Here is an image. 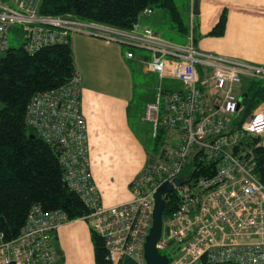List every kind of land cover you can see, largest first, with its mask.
<instances>
[{"label":"built area","instance_id":"obj_1","mask_svg":"<svg viewBox=\"0 0 264 264\" xmlns=\"http://www.w3.org/2000/svg\"><path fill=\"white\" fill-rule=\"evenodd\" d=\"M14 1L15 6L0 1V52L12 48V31L23 37V48L31 56L85 34L147 51V71L183 85L180 90L158 88L154 100L146 104L143 120L151 124L152 137L169 134L172 146L163 153L161 145L158 161L145 166L130 183L131 199L113 206L102 204L91 173L81 74L76 70L68 84L37 93L27 107L28 126L57 150L63 182L89 211L82 219L102 238L110 264H122L125 258L146 264L144 243L153 221V196L164 183L173 186L161 196L164 208L173 209L162 217L155 247L167 264H264V180L253 152H244L241 144L242 136H250L262 139L255 147L264 148V106L239 127L233 120L241 110L242 80L264 82V65L196 48L193 16L187 43L174 45L150 28L139 31L137 24L125 31L44 16L39 12L42 0ZM132 57V52L126 53V58ZM197 66L208 69L209 76L200 80ZM206 83L214 90L213 102L204 100L200 87ZM178 178L183 181L175 185ZM68 221L65 211L34 204L16 239L7 241L0 233V264H62L54 239Z\"/></svg>","mask_w":264,"mask_h":264},{"label":"crops","instance_id":"obj_2","mask_svg":"<svg viewBox=\"0 0 264 264\" xmlns=\"http://www.w3.org/2000/svg\"><path fill=\"white\" fill-rule=\"evenodd\" d=\"M193 1H188L189 24L186 25L189 28L190 17L193 16L192 34L196 48L264 65V0H200L198 15H193ZM219 6L223 8L221 11ZM208 7L214 8L217 13L220 12L217 17L215 13L210 15L211 18L207 16ZM223 13L226 14L223 34L210 36L209 33ZM143 15L137 23L139 31L150 28L158 34L153 27L162 21L169 31L182 35L173 25H169L162 12L152 10L151 14ZM194 16L200 17L197 22H193ZM188 35H182L186 42ZM158 36L162 39L160 34ZM176 38L173 40H177ZM71 45L76 70L82 76L81 102L87 120L91 173L101 194L102 204L118 205L131 199L130 183L145 166L150 165L152 156L147 147L148 131L145 135L143 126V123H150L143 120V113L146 104L154 98L151 97L141 107L137 100L141 96L136 95L134 90L136 84L133 72L137 69L143 76L154 75L159 80L156 91L158 88L180 89L163 86L162 82L170 79L161 80L155 73L147 71L144 65L145 60L149 58L147 51L133 53V57L129 59L134 61L133 67L125 62L128 61L127 52L114 42L108 43L97 37L76 34L71 40ZM118 65L124 67L126 74L123 79L116 80L112 77V71H115ZM209 85L210 83H206L200 87L207 103L212 100L211 95L214 93ZM156 148L155 143L154 152ZM92 235L91 227L84 219L70 220L62 224L54 239V245L61 253L59 255L62 264L63 261L64 264H96Z\"/></svg>","mask_w":264,"mask_h":264},{"label":"trees","instance_id":"obj_3","mask_svg":"<svg viewBox=\"0 0 264 264\" xmlns=\"http://www.w3.org/2000/svg\"><path fill=\"white\" fill-rule=\"evenodd\" d=\"M146 9L164 10L178 33L189 34L174 0H42L39 12L129 31ZM225 23L223 13L209 35L221 36ZM197 70L200 80L209 74L204 67L197 66ZM75 71L71 43L44 48L33 56L23 47L11 48L0 59V233L7 241L20 235L34 204L45 210L61 209L70 220L89 214L80 197L63 182L57 150L26 122L33 96L68 84ZM239 92L242 99L237 127L264 103V82L244 79ZM253 156L256 170L264 175V148L253 149ZM172 209L166 205L163 217ZM92 241L96 264H110L102 238L93 232Z\"/></svg>","mask_w":264,"mask_h":264},{"label":"rangeland","instance_id":"obj_4","mask_svg":"<svg viewBox=\"0 0 264 264\" xmlns=\"http://www.w3.org/2000/svg\"><path fill=\"white\" fill-rule=\"evenodd\" d=\"M0 1H4L5 4L9 5V6H15V1L14 0H0ZM175 1V4L177 6V9L178 11L180 12V15L182 17V20L184 21L185 24H189V17H188V6H189V0H174ZM199 1L198 0V6H199ZM220 8V11L223 9L221 6H219ZM207 16H210L211 14H216V17L217 15L220 13V12H216L214 8L212 7H208L207 8ZM154 12H162L165 17H166V20L167 22L169 23L170 26H172V22L170 20V18L167 16L166 12L162 9H154L153 10ZM143 13L140 15L139 19L141 17H143ZM212 16V15H211ZM210 16V18H211ZM200 18V17H199ZM197 16H194V19H193V22H197V20L199 19ZM207 18V17H206ZM161 24H156L154 28V30L156 32H158V34H160V36L162 37L163 40L167 41V42H170V43H187L186 42V38L182 35H178L177 33H173L171 31H169L168 27L165 25V22L162 23V21L160 22ZM213 30V29H212ZM177 37V38H176ZM174 38H176L177 40H173ZM103 40V39H102ZM10 42H11V47L12 48H16V49H19V48H22L23 45H24V39L23 37L19 36L17 33L15 32H11L10 33ZM113 43V42H112ZM120 49H123L125 52H132V53H135V54H140L142 51L139 50V49H136L134 47H130V46H127V45H121V44H117L115 43ZM200 50V49H199ZM6 55V52H0V59L5 57ZM128 59V58H126ZM126 64H130L134 67V61L133 60H129L128 61H125ZM112 77H114L116 80H119V79H123V77H125V69L123 66L121 65H118L117 68L115 69V71H112ZM134 76V82H135V93L136 95H140V99L138 98L137 100H139V103L142 107V105H145V103L147 101H149L152 97V99L155 97V93H156V88L158 87L159 85V80L154 76H143L139 70H135L132 74ZM209 76V74L206 75V77ZM141 85V86H140ZM162 85L163 86H168L170 87L171 89H181L183 88V85L178 82V81H172V80H164L162 82ZM209 87L211 88V86L209 85ZM146 88V89H144ZM213 92H211L212 94ZM214 95V93H213ZM211 95V96H213ZM212 102L214 101V98H212L211 100ZM210 101V102H211ZM136 103V102H135ZM260 106H264V103L259 105ZM3 105L2 103H0V109H2ZM258 108V107H257ZM256 108V109H257ZM255 109V110H256ZM240 119V112L238 114H236L234 116V123L236 124V122H238ZM244 122V121H243ZM145 126V130H144V133L146 135L147 131H148V137L146 136V139L149 141V144H147V147L149 148L150 150V153L152 154L151 158H150V165H153L155 164L157 161H158V157H160L163 153H164V149H167V148H170L172 146V144L170 143V136L169 134H160L161 136V139L160 141H155L156 139L152 138V128H151V125L150 124H147V123H143ZM242 124V123H241ZM146 131V132H145ZM154 140V141H153ZM175 140H173V143H175ZM245 142L248 143V146L245 145ZM148 143V142H147ZM156 143V151L154 152L153 150V146L155 145ZM242 148H243V151L244 152H249V151H252L253 152V149H255L256 145L258 144H262V139H255V138H252L250 136H242ZM249 143H251V145H249ZM163 144V153L162 151L160 150V147L161 145ZM160 152V153H159ZM159 153V155H158ZM260 177L264 180V175L261 174L259 171H258ZM163 253H165V251H163ZM63 264H64V261H63ZM122 264H137L132 258H125L123 259L122 261Z\"/></svg>","mask_w":264,"mask_h":264},{"label":"water","instance_id":"obj_5","mask_svg":"<svg viewBox=\"0 0 264 264\" xmlns=\"http://www.w3.org/2000/svg\"><path fill=\"white\" fill-rule=\"evenodd\" d=\"M198 0L193 1V15H198ZM242 96L239 97V100ZM183 179L178 178L174 180L175 185H180ZM173 186L168 183L161 185L155 192L154 198V211H153V221L150 228V232L144 243V259L146 264H167V259L165 256L159 254L155 245L161 235L162 228V217L164 210V201L161 198L162 194L165 192H172ZM59 254L60 251H58Z\"/></svg>","mask_w":264,"mask_h":264}]
</instances>
